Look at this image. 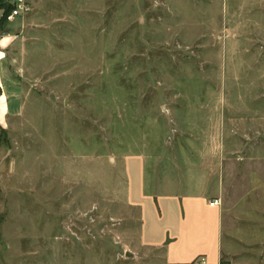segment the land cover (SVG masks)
Listing matches in <instances>:
<instances>
[{"label":"rangeland","instance_id":"rangeland-1","mask_svg":"<svg viewBox=\"0 0 264 264\" xmlns=\"http://www.w3.org/2000/svg\"><path fill=\"white\" fill-rule=\"evenodd\" d=\"M21 18L2 25L19 40L1 65L0 264H163L137 245L121 161L213 124L221 262L264 264V0H33Z\"/></svg>","mask_w":264,"mask_h":264},{"label":"crops","instance_id":"crops-1","mask_svg":"<svg viewBox=\"0 0 264 264\" xmlns=\"http://www.w3.org/2000/svg\"><path fill=\"white\" fill-rule=\"evenodd\" d=\"M2 28L0 123L7 112L1 65L19 40L14 27L9 26L6 31ZM223 110L221 106V115ZM211 129L214 134L210 140L204 134V144L199 139V144L187 145L186 124L183 145L162 144L152 147L150 154L148 149H142L137 155L126 156L121 161L126 180L125 202L138 213L137 245L159 251L163 264H195L201 257L206 264L222 263L220 204L225 180V147L219 137L223 136V125L213 124ZM191 130L206 133L207 127L199 125L188 131ZM213 200H219V206H209Z\"/></svg>","mask_w":264,"mask_h":264},{"label":"built area","instance_id":"built-area-1","mask_svg":"<svg viewBox=\"0 0 264 264\" xmlns=\"http://www.w3.org/2000/svg\"><path fill=\"white\" fill-rule=\"evenodd\" d=\"M31 2L32 0H2V3L9 7L10 10L7 14L4 12L1 15L6 21V23H11L15 19L27 15L31 11ZM219 200H213L209 203V206H219ZM195 264H206L205 258L201 257L197 259Z\"/></svg>","mask_w":264,"mask_h":264},{"label":"trees","instance_id":"trees-1","mask_svg":"<svg viewBox=\"0 0 264 264\" xmlns=\"http://www.w3.org/2000/svg\"><path fill=\"white\" fill-rule=\"evenodd\" d=\"M0 9L3 10L4 14H7V13L9 12V10H10L9 7L5 6V5L2 3V0H0ZM3 23H6V21H5V19L2 17V18L0 19V27H1V28H2ZM221 264H222V263H221Z\"/></svg>","mask_w":264,"mask_h":264}]
</instances>
